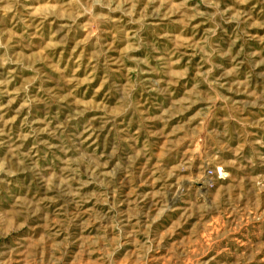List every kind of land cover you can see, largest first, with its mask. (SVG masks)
Listing matches in <instances>:
<instances>
[{"label": "rangeland", "instance_id": "1", "mask_svg": "<svg viewBox=\"0 0 264 264\" xmlns=\"http://www.w3.org/2000/svg\"><path fill=\"white\" fill-rule=\"evenodd\" d=\"M0 264H264V0H0Z\"/></svg>", "mask_w": 264, "mask_h": 264}]
</instances>
